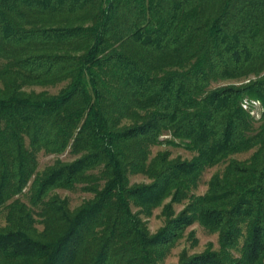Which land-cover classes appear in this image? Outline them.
I'll use <instances>...</instances> for the list:
<instances>
[{
    "label": "trees",
    "instance_id": "trees-1",
    "mask_svg": "<svg viewBox=\"0 0 264 264\" xmlns=\"http://www.w3.org/2000/svg\"><path fill=\"white\" fill-rule=\"evenodd\" d=\"M229 81L240 84L211 88ZM157 145L196 154L150 159ZM254 148L188 198L204 168ZM41 150L75 159L36 176ZM32 177L35 205L78 184L93 198L73 211L52 198L40 235L22 205L7 206L0 264H156L195 221L219 250L178 264H264V0H0V209ZM168 198L150 234L132 206Z\"/></svg>",
    "mask_w": 264,
    "mask_h": 264
},
{
    "label": "rangeland",
    "instance_id": "rangeland-1",
    "mask_svg": "<svg viewBox=\"0 0 264 264\" xmlns=\"http://www.w3.org/2000/svg\"><path fill=\"white\" fill-rule=\"evenodd\" d=\"M253 78V77H251ZM226 84H240V81H229L222 83H215L211 86V88L226 85ZM64 84L57 85L55 87L46 86V87H31L29 90H33L35 92H45L47 94H57L62 88ZM250 99V98H244ZM256 101L255 99H252ZM262 115V114H261ZM255 120V119H254ZM258 123H254V129L256 130L258 127ZM169 138L168 135L161 136V139ZM256 148L241 154L231 155L220 163L204 168L197 178L190 185L189 190L187 192L188 198L190 196H199L203 195L207 189L208 184L213 176L222 175L225 171L227 165L232 161H247L251 158ZM167 152L170 159H180V160H191L195 156V152L184 149L181 146H169V145H157L151 147L150 149V159L154 158L157 154ZM75 159V156L71 155L69 151L61 155L51 154L44 150H41L36 155V176H41L43 172L53 165L54 162L60 160L62 162H70ZM34 180L32 177L27 185V187L23 190L22 194L12 196L9 199L4 207L0 209V230H3L7 227V215L9 212V206L13 202H18L19 205H22L25 211H28L31 219V223L35 233L38 235L43 234L45 231V221L48 213L49 202L52 198L57 197L63 201H65L67 208L70 211L75 210L83 203L91 200L93 198V193L85 188L84 184H78L71 190L65 189H54L51 191L48 196L43 199L42 202L35 205L32 203V190L30 189L31 184ZM130 184H148L150 180L142 174H132L129 176ZM184 199L180 203H171L172 216H176L188 203L189 199ZM171 202V198L166 199L159 207H156L150 212H145L142 208L137 206H132L133 213H137L140 219L145 223L150 234H155L161 227L164 226L166 215L164 214V209L167 204ZM219 250V241L218 234L211 233L207 229H205L198 221L193 222L187 229L184 231L183 235L180 239L175 243V245L161 258L156 264H178L181 256L187 255L191 256L194 254H200L205 250ZM232 256H239V251H233Z\"/></svg>",
    "mask_w": 264,
    "mask_h": 264
},
{
    "label": "built area",
    "instance_id": "built-area-1",
    "mask_svg": "<svg viewBox=\"0 0 264 264\" xmlns=\"http://www.w3.org/2000/svg\"><path fill=\"white\" fill-rule=\"evenodd\" d=\"M241 107L255 120H259L261 118L262 106L258 100L254 101L251 99H245L242 101Z\"/></svg>",
    "mask_w": 264,
    "mask_h": 264
}]
</instances>
